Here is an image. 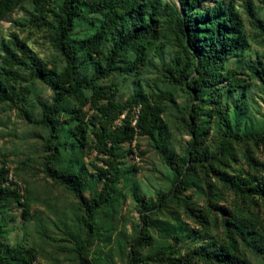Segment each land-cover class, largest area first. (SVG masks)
Listing matches in <instances>:
<instances>
[{
	"label": "rangeland",
	"instance_id": "374dc122",
	"mask_svg": "<svg viewBox=\"0 0 264 264\" xmlns=\"http://www.w3.org/2000/svg\"><path fill=\"white\" fill-rule=\"evenodd\" d=\"M62 1L49 0L40 12L36 0H24L0 16V63L2 45L17 43L49 69L40 77L33 76L30 63L16 52L11 70L19 80L12 81L15 90L0 80V174L1 169L7 171L2 186L16 188L25 203L23 208L14 197L0 200L2 249L29 250L32 264H79V260L127 264L131 247L139 236L146 235V246L133 247V264H159L149 257L171 249L177 257L198 251L200 256L189 264H264V192L248 195L250 186L261 191L264 181L263 146L252 140L264 133V84L259 77H264V38L257 26L264 22V0H223L232 2L242 18L246 41L235 52L218 54L204 83L195 90L169 80L171 74L189 66L191 81H195L200 67L196 64L198 50L180 51L182 6L178 0H161L160 12L154 17L157 21L146 36L149 45L144 59L135 61V50L127 49L117 57L113 72L95 82L94 90L64 98L55 114L52 135L41 119L54 103L56 75L65 68L52 30ZM96 1L84 0L85 10L76 17L67 41L78 44L93 34L103 18L100 10L93 9ZM215 1H203L198 9ZM248 2L251 14L246 9ZM166 3L178 12L165 11ZM93 19L96 25H91ZM114 38L110 35V40H101L99 56H77V80L85 83L104 67L103 58ZM194 47L200 48L199 42ZM232 78L240 79L241 85L231 87ZM131 98L155 102L164 128L151 135H136L118 146L112 196L94 211L93 231L85 234L77 199L45 175L50 154L46 145L56 150L52 170L69 175L90 198L102 188L94 166L105 167L100 159L107 160L91 148L94 124L111 102L119 112L113 127L120 126L125 115L132 116L133 126L138 113L137 108L129 110L126 105ZM77 109L86 122L83 140L74 132L80 125L74 117ZM192 112L197 115L194 121ZM223 112L229 115L231 140L221 138L224 127L219 117ZM192 131L198 139L196 145ZM244 137L250 139L242 141ZM220 148L224 156L219 154ZM189 149L193 162L184 171L187 190L174 194L178 185L172 165ZM166 197L168 203L154 210L157 201ZM228 223L234 226L231 230ZM229 239L236 251L220 262L216 255ZM83 243L85 250L78 252Z\"/></svg>",
	"mask_w": 264,
	"mask_h": 264
},
{
	"label": "trees",
	"instance_id": "16d2710c",
	"mask_svg": "<svg viewBox=\"0 0 264 264\" xmlns=\"http://www.w3.org/2000/svg\"><path fill=\"white\" fill-rule=\"evenodd\" d=\"M24 0H0V16H4L6 13L12 11L14 7L18 6ZM182 6V15L179 16L178 24L180 28L179 41H182L180 46L181 53L188 54L191 51L198 50L196 55V64H199V74L197 79L191 81L192 73L188 69L189 66L183 67L177 75H170L169 80L173 84L185 86L195 90V86H200L204 83L206 72L210 71L212 62L215 58H218V54L225 52H235L245 44V37L242 32L243 20L237 13L235 6L232 2H224L223 0H216L215 3L206 7L205 9H198L199 4L206 0H178ZM37 6L40 12L45 11V8L49 5V0H36ZM162 6L161 0H97L93 3V9L100 10L103 14V18L98 22V27L94 30L93 34L87 37L80 43H72L67 41L69 33L75 28L76 17L85 10L84 0H63L59 7V15L56 19L57 25L53 27V43L59 50L65 60V68L63 71L56 75V87L55 99L52 106L42 114L41 122L43 125L51 130L53 135V122L55 114L58 112V105L66 97L77 96L81 90H94L95 82L99 79L106 78L110 75L115 67L117 57L121 52L133 48L135 50V61H142L145 57V51L149 45V41L146 36L151 35L153 24L157 21L155 16L160 12ZM164 10H168L173 13L178 12L176 8H173L166 3ZM92 8V7H91ZM246 9L251 14L250 2L247 3ZM97 21L93 19L91 25H96ZM258 29L264 38V22L258 23ZM110 35H113L114 42L111 48L108 50L107 55L103 58L104 67L96 71L93 76L87 81L82 82L76 79L77 63L76 59L79 54L85 53L89 57L92 54L99 56L98 45L101 40H110ZM182 38V39H181ZM195 42H199L200 48H195ZM3 55H1L0 63V80H4L11 88L12 81L19 80L12 73V66L16 60V52L20 53L23 60L30 63V72L33 76L40 77L48 73L49 69L46 68L39 60H35L34 56L29 53V50L22 48L17 43L3 44ZM189 64V63H187ZM260 74V70H255ZM234 73V72H233ZM260 80L264 84V77L260 76ZM230 86L233 88L241 85L240 79H229ZM97 94L98 93L94 92ZM15 94V92L13 93ZM97 102V98L94 99V104ZM129 110L134 107L137 108V118L135 124L132 126V116L125 115L122 119L120 126L113 127V121L119 116V112L114 110L113 105L109 102L104 106V113L102 118L94 124V136L95 142L91 147L97 154L106 156L107 160L100 159L101 163L105 167L94 166L98 174V179L102 181V188L100 191L95 192L90 198H87L80 186L75 183L69 175L65 173H58L52 170V162L56 157V150L47 144L50 154L45 161V175L51 179L54 183L64 186L71 194L77 199L79 206L83 212V220L81 227L85 234H89L93 231L91 219L96 209L105 205L112 196V187L116 181V157L117 150L120 144L125 142H131L136 135H151L154 131H160L164 128L159 115L158 106L153 101H149L145 98L136 99L131 98L126 102ZM74 117L78 120L80 125L75 129V135L80 140L84 139L85 135V123L84 114L81 109H77V113ZM192 121L197 119L195 112L190 115ZM220 123L224 127L222 133L223 139H233L229 129V115L227 112H223L219 117ZM98 125V126H97ZM193 145H196L198 139L194 131ZM250 138H241L242 141L249 140ZM257 143L262 144L264 150V133L257 138L252 139ZM135 154V152H133ZM139 154V153H138ZM219 154L224 156V150L219 149ZM216 158V157H215ZM193 162L191 159V150L187 152L186 156L180 160H175L172 165L176 174V183L173 189L174 194H183L187 188L184 185V171L189 169V164ZM195 162V161H194ZM0 174V200H5L8 197H14L20 206L24 208L25 203L22 202V196L16 189H9L2 186L6 181L7 171L1 169ZM264 192V181L261 187V191L258 187L250 186L248 189V195L253 197L255 194H261ZM169 198L159 199L157 201L154 210H158L161 206L167 204ZM228 229L231 230L234 226L232 223H228ZM264 232V227H262ZM149 239L145 236H139L133 247H144L148 244ZM86 244L83 243L77 248L78 252L85 250ZM131 247L129 253V259L127 264H133L135 258V252ZM216 258L220 262H224L225 258L231 257L236 251V245L234 241L229 239L226 247H220ZM195 256H200L198 251H192L184 256H175L173 249L170 251L161 250L153 257L149 259L153 263L159 264H189ZM32 264L33 254L29 250L21 248H8L2 249L0 245V264ZM79 264H85L79 260Z\"/></svg>",
	"mask_w": 264,
	"mask_h": 264
}]
</instances>
